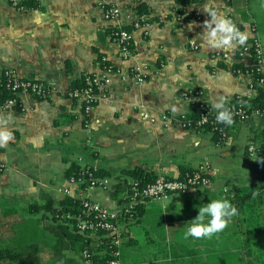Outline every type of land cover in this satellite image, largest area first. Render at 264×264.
I'll list each match as a JSON object with an SVG mask.
<instances>
[{"label": "crops", "instance_id": "1", "mask_svg": "<svg viewBox=\"0 0 264 264\" xmlns=\"http://www.w3.org/2000/svg\"><path fill=\"white\" fill-rule=\"evenodd\" d=\"M13 1L0 0V71L12 69L20 78L44 82L51 92L41 98L21 93L19 108L0 106V113L12 114L8 128L15 137L0 148V250L32 247L36 264H76L79 255L71 238L54 227L44 207L64 199L56 190L66 184V171L78 159L109 179L107 192L87 196L111 210L123 203V186L133 180L130 171L178 178L182 167L208 164V188L138 204L135 215L123 223L120 259L123 264H246L244 248L263 247L251 225L264 226V167L247 147L250 142L264 145V115L236 122L222 143L209 131L179 124L196 98L216 112L212 103L220 96L227 97L228 106L256 95L251 77L235 68L237 47L212 50L198 38L210 19L203 11L207 0L186 6L180 19L175 17L176 0H107L106 6L122 11L116 21L104 20L98 0H31L35 7ZM216 7L249 33L247 42L258 37L264 53V0H216ZM138 17L145 18L144 27L133 30L131 22ZM116 26L132 32L128 61L120 58L109 36ZM100 57L139 74L142 81L112 76L93 109L88 138L79 104L68 93L74 80L102 71ZM144 114L156 123L142 119ZM164 115L171 118L167 125L161 123ZM79 195L74 190V198ZM221 197L237 207L239 216L218 238L183 240L198 208ZM137 229L146 232L149 256L123 260L125 247L138 244ZM2 260L0 264H16Z\"/></svg>", "mask_w": 264, "mask_h": 264}, {"label": "built area", "instance_id": "2", "mask_svg": "<svg viewBox=\"0 0 264 264\" xmlns=\"http://www.w3.org/2000/svg\"><path fill=\"white\" fill-rule=\"evenodd\" d=\"M17 0H14V5L17 4ZM100 6L103 9V18L106 21H116L122 15V11L118 7L106 6L107 0H98ZM176 18H182V14L176 13ZM145 18L138 17L131 22L133 30L144 27ZM113 36L110 37L112 42L117 45L120 58L123 61H128L132 56V32L125 29L122 26H116L113 28ZM235 58L239 62H247V59L253 57L255 59L256 68L255 71L261 75L260 78H253L250 72L246 73L251 77L250 89L254 92L252 87L255 79L259 86H264V53L261 46V42L258 37L254 36L244 46H238L235 51ZM102 62L106 63V59H102ZM130 73V75H129ZM118 75L122 81L131 77L134 84H138L142 81V77L134 72H128L122 67H113L106 63L102 67V71L98 74H85L83 76L84 85L80 89L70 90L69 98L76 101L79 104L83 117V129L86 134H91V121L92 112L96 103L98 102L102 94H106L108 87L112 83V76ZM0 78L7 80V87L12 93L17 96L21 93L31 94L34 97H45L51 92V88L45 83L33 80L20 78L17 73L12 69H6L0 71ZM184 97H188L184 94ZM191 99V97H190ZM240 105L246 103L245 99L237 98ZM11 102V103H10ZM19 105L17 100L11 99L7 101L1 108L3 110L9 109L11 106ZM192 105L200 110L206 109L204 113L201 112L199 119L192 125L190 122H186L184 117L181 118L179 124L186 129L193 131H201L204 124L208 122L207 115L213 116L211 123H218L215 119L216 112H213L207 105L192 100ZM235 106L229 104V107L234 114L235 123L238 121L248 120L253 115H260L259 112H253L247 114V109L241 108V106ZM142 119L147 120L150 124H155L156 119L143 115ZM162 124L167 125L171 120L169 116H162ZM234 123V124H235ZM233 124V125H234ZM227 126V125H226ZM211 134H217L218 142L222 143L227 138L226 130L222 127H214V130H209ZM247 152L250 155H260L264 161V147L262 152L253 142H250L247 147ZM77 165L79 166L78 176H71L66 179V184L57 188V193L66 197L74 198V190H79L80 194L77 199L80 200L83 215H67V218L75 222L74 228L77 234H81L90 240L93 251L88 249L80 252L79 258L76 260V264H123L120 259V247L124 240L125 229L123 223L132 217L135 207L144 200L152 201H164L169 196L176 193H184L190 189L208 188L210 186L209 180V166L205 164L197 169L186 172L184 178L179 180L178 178H170L164 175L156 176L152 183L145 184L143 186L138 185L135 182H131L123 193V203L117 210H111L95 198L87 196L91 192H107L110 189V181L108 178L97 177L94 174V169L78 159ZM264 182V179H263Z\"/></svg>", "mask_w": 264, "mask_h": 264}, {"label": "trees", "instance_id": "3", "mask_svg": "<svg viewBox=\"0 0 264 264\" xmlns=\"http://www.w3.org/2000/svg\"><path fill=\"white\" fill-rule=\"evenodd\" d=\"M24 2H29L32 3L33 6H37V4H35V2L31 1V0H23ZM22 1V2H23ZM202 0H176V4L179 6L177 9H175L176 13H183L184 9L186 6L190 5V4H195L198 3ZM143 6V5H140ZM114 33L113 28L109 31V36L112 37ZM99 61L101 62V66H105L106 63L101 61V57L99 58ZM239 62V61H238ZM256 63H255V59L253 57H250L247 59V62H239L236 65V70L237 72H241L243 74H246L248 72L251 73V75L253 76V78H260L261 75L258 74L255 71L256 68ZM44 83V82H43ZM46 84V83H45ZM47 85V84H46ZM84 85V80H83V76L77 80H74L72 82V86H71V90L74 89H80L82 88ZM255 91H256V95L255 97L252 98H247L246 99V103L244 105H240L237 101H234L233 103H231V105H235V106H241V108L243 109H247V114H251L253 112H259L260 115H264V86H259L257 84V81L255 79V82L253 83L252 86ZM11 99H15L18 102V98L17 96H15L12 91L9 90V88L7 87V80L5 78H0V106H3L7 101L11 100ZM19 104V102H18ZM16 108H19V106L17 105ZM209 108V107H208ZM207 109V107H206ZM206 109L204 110H200L198 108L193 107L191 109V112L188 116L184 117V120L186 122H190V124L192 125L194 122H196L200 115L201 112L204 113L206 111ZM208 118V122L206 124H204L203 130L205 131H209V130H214V127H222L224 130H227L229 128V126H226L224 124H217V123H211V121L213 120V116L211 115H207ZM214 139L216 141H218L217 139V134L213 133ZM263 146H261L259 148L260 152H262L263 150ZM261 159V162L263 164L264 167V161L262 159V157L260 155H258ZM181 175L180 177H178L179 180H182L184 178V174L186 172H191V170L189 168H181ZM78 172H79V166L77 164L72 165L67 171H66V177L69 178L71 176H78ZM130 177H132V181L137 183L140 186H143L145 184H149L152 183L156 176L152 173H143L142 171L139 170H133L128 172ZM94 174L97 177H100L94 170ZM263 179H264V173H263ZM262 179V181H263ZM264 183V182H263ZM129 184H126L125 186H123V188H127L129 187ZM138 206V205H137ZM137 206L134 209V213L132 214V217L135 215V212L137 210ZM44 211L50 213L52 217H50L52 220H54L56 222V225L54 226L56 229H58L61 234L63 233L65 235V237L67 238H71V244L73 247V250L76 254L80 255V252H82V250L84 249H88L90 251H93V248L91 247V242L88 238H86L85 236L81 235V234H77L75 232V222L73 220H70L69 218H67V215L71 214V215H83L82 212V207L80 204V200L77 198H73V197H66L63 200H61L58 204V206H56L54 204V201H49L46 206L44 207ZM131 217V218H132ZM264 224V222H263ZM259 229H263L260 233L258 232ZM254 233H252L253 235H255V240H259L262 241L263 243V247L262 248H244V254L246 256V264H262V257H264V226L262 227H256L255 228ZM36 255L37 252L35 251V249H33L32 247H22L17 249H5V250H0V259L3 258L2 262H8V260L10 261H14L16 264H36ZM7 259V260H6ZM9 264V263H8ZM264 264V263H263Z\"/></svg>", "mask_w": 264, "mask_h": 264}, {"label": "clouds", "instance_id": "4", "mask_svg": "<svg viewBox=\"0 0 264 264\" xmlns=\"http://www.w3.org/2000/svg\"><path fill=\"white\" fill-rule=\"evenodd\" d=\"M203 11L210 19L203 22L204 31L198 38L206 48L228 51L246 45L249 33L241 31L228 15L219 11L216 0H207L203 5ZM191 27L190 24L189 28ZM227 104V97L220 96L212 103V108L216 111V121L231 127L235 123L234 114ZM11 120V113L6 115L0 113V148L6 147L15 139L13 132L8 128ZM255 195L254 192L253 196ZM237 216L239 211L229 199L224 197L211 199L209 203L200 206L195 219L187 223L182 239L187 241L190 238L194 240L218 238L219 234L229 227L233 217Z\"/></svg>", "mask_w": 264, "mask_h": 264}, {"label": "rangeland", "instance_id": "5", "mask_svg": "<svg viewBox=\"0 0 264 264\" xmlns=\"http://www.w3.org/2000/svg\"><path fill=\"white\" fill-rule=\"evenodd\" d=\"M91 124H92V121H91ZM257 220H259V219L254 217V222H256ZM258 225H262V224H252L251 227H253L255 229ZM136 237L138 238V244L135 245L134 249L132 247H127V246L125 247L126 250L123 252L124 258L122 255L123 260H126L125 258H127V257H131L132 261H138L139 262L140 260L144 259V257L149 256L148 252H149V248H150L151 244L148 245L149 239L146 237V232H143L141 229H137ZM251 237H253V235H251ZM123 248H124V246H123ZM133 255H135V256H133ZM261 262H262V264L264 263V257H262Z\"/></svg>", "mask_w": 264, "mask_h": 264}]
</instances>
